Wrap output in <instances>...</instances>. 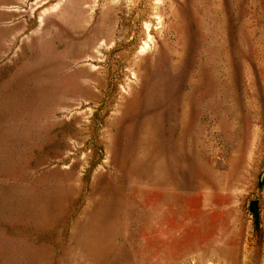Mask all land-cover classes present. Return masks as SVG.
I'll list each match as a JSON object with an SVG mask.
<instances>
[{"label": "rangeland", "instance_id": "rangeland-1", "mask_svg": "<svg viewBox=\"0 0 264 264\" xmlns=\"http://www.w3.org/2000/svg\"><path fill=\"white\" fill-rule=\"evenodd\" d=\"M0 264H264V0H0Z\"/></svg>", "mask_w": 264, "mask_h": 264}]
</instances>
